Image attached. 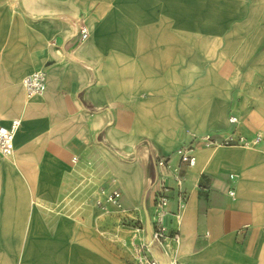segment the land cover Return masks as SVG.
<instances>
[{
	"label": "crops",
	"instance_id": "obj_1",
	"mask_svg": "<svg viewBox=\"0 0 264 264\" xmlns=\"http://www.w3.org/2000/svg\"><path fill=\"white\" fill-rule=\"evenodd\" d=\"M16 119L0 264H138L163 186L180 262L264 264V0L2 3L0 120Z\"/></svg>",
	"mask_w": 264,
	"mask_h": 264
},
{
	"label": "built area",
	"instance_id": "obj_2",
	"mask_svg": "<svg viewBox=\"0 0 264 264\" xmlns=\"http://www.w3.org/2000/svg\"><path fill=\"white\" fill-rule=\"evenodd\" d=\"M77 35L80 41H86L89 36V30L84 23H78ZM46 83V73L44 70H39L33 73L30 76H27L24 79V86L28 95H33L41 92ZM237 121V118L234 116L230 117V122L234 123ZM21 125L19 119L13 120L9 125H5L0 120V154L5 157L11 156L15 150V137ZM261 139L260 136H257L256 142ZM207 138L206 141H208ZM238 142H246L245 139L239 138ZM209 144L208 142L206 143ZM182 159L188 161L190 164L193 162V156L189 154H183ZM76 160V157H74ZM158 164L163 165L166 163L164 158L158 159ZM168 188L159 187L156 190L154 208L155 212L153 217H150L151 221V234L153 239V245L150 246V242L146 239L143 242H140L136 246V255L138 264H160L158 256L161 255L164 258L166 264H188L180 262L177 259L176 254L174 253V243L178 240V233L169 231L168 226L164 221L166 214V207L169 203V197L167 195ZM120 193L114 191L108 199L115 202L116 205L120 206L119 203ZM186 201L185 193L181 192L179 195V211L183 208ZM102 200H97L96 204H102ZM155 245H158L162 248L161 254H156L154 248Z\"/></svg>",
	"mask_w": 264,
	"mask_h": 264
},
{
	"label": "water",
	"instance_id": "obj_3",
	"mask_svg": "<svg viewBox=\"0 0 264 264\" xmlns=\"http://www.w3.org/2000/svg\"><path fill=\"white\" fill-rule=\"evenodd\" d=\"M145 225H146L147 237H148V240L150 242V246H152L153 245V239H152V234H151V221H150V215H149L147 210H146ZM157 256H158L160 264H166L163 256H161V255H157Z\"/></svg>",
	"mask_w": 264,
	"mask_h": 264
},
{
	"label": "rangeland",
	"instance_id": "obj_4",
	"mask_svg": "<svg viewBox=\"0 0 264 264\" xmlns=\"http://www.w3.org/2000/svg\"><path fill=\"white\" fill-rule=\"evenodd\" d=\"M7 1H10V3H11L13 0H0V8H1V4H2V3L6 4ZM89 37H90V34H89ZM89 37H88V38H89ZM87 40H88V39H87ZM34 96H37V95L35 94ZM8 158H10V157H8ZM67 201L69 202L70 200H67ZM69 208H70V207H68V209H69ZM68 209H67V210H68Z\"/></svg>",
	"mask_w": 264,
	"mask_h": 264
},
{
	"label": "bare ground",
	"instance_id": "obj_5",
	"mask_svg": "<svg viewBox=\"0 0 264 264\" xmlns=\"http://www.w3.org/2000/svg\"><path fill=\"white\" fill-rule=\"evenodd\" d=\"M89 37V36H88ZM88 39V38H87Z\"/></svg>",
	"mask_w": 264,
	"mask_h": 264
}]
</instances>
